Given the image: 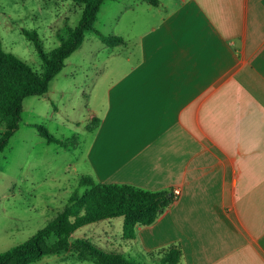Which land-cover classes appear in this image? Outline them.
<instances>
[{"label": "crops", "instance_id": "crops-1", "mask_svg": "<svg viewBox=\"0 0 264 264\" xmlns=\"http://www.w3.org/2000/svg\"><path fill=\"white\" fill-rule=\"evenodd\" d=\"M119 5L132 32L109 47L119 78L90 109L83 176L180 190L122 240L145 260L179 245L180 264H264V0Z\"/></svg>", "mask_w": 264, "mask_h": 264}, {"label": "rangeland", "instance_id": "rangeland-1", "mask_svg": "<svg viewBox=\"0 0 264 264\" xmlns=\"http://www.w3.org/2000/svg\"><path fill=\"white\" fill-rule=\"evenodd\" d=\"M127 1H105L95 30L105 36L121 37L116 33L123 29L130 34L129 22L115 20L119 4ZM81 13L82 6L70 0H0V47L41 72L38 51L22 31H36L49 53L61 43L58 34L78 25ZM120 52L122 48L112 51L94 32H88L82 47L53 80L49 93L25 99L19 129L0 153V253L30 240L65 210L72 195L86 190L80 178L90 109H103L98 95L110 92L119 78L115 59ZM35 125L46 127L69 147L48 143ZM123 226V217L104 220L80 228L73 239L83 238L106 251H124L127 257L152 264L122 241ZM36 264L94 262L73 253L46 257Z\"/></svg>", "mask_w": 264, "mask_h": 264}, {"label": "trees", "instance_id": "trees-1", "mask_svg": "<svg viewBox=\"0 0 264 264\" xmlns=\"http://www.w3.org/2000/svg\"><path fill=\"white\" fill-rule=\"evenodd\" d=\"M82 6L81 18L75 28L58 34L60 45L47 53L36 31L22 33L35 45L42 60L38 72L27 62L0 47V153L19 129L25 99L41 97L49 93L55 77L66 66V61L83 45L86 34L94 32L97 16L107 0H70ZM158 7L160 0H140ZM108 47L125 45L122 38L97 33ZM94 121H97L94 120ZM48 143L69 147L44 126H34ZM80 186L86 188L82 195L74 194L68 206L46 227L30 240L5 253H0V264H36L46 257L78 253L89 257L94 264H147L124 254L106 251L73 235L80 228L104 220L124 218V241L137 238V228L153 225L176 202L173 191L151 192L131 185H107L96 183L89 176L80 178ZM152 264H180L183 252L179 245H172L148 254ZM86 259V258H85Z\"/></svg>", "mask_w": 264, "mask_h": 264}, {"label": "built area", "instance_id": "built-area-1", "mask_svg": "<svg viewBox=\"0 0 264 264\" xmlns=\"http://www.w3.org/2000/svg\"><path fill=\"white\" fill-rule=\"evenodd\" d=\"M173 192H174V195H175V197L177 199L178 196L180 195V190L179 189H175Z\"/></svg>", "mask_w": 264, "mask_h": 264}]
</instances>
